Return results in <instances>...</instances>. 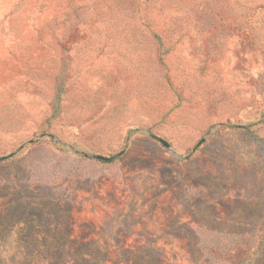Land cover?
I'll return each instance as SVG.
<instances>
[{
  "label": "rangeland",
  "instance_id": "rangeland-1",
  "mask_svg": "<svg viewBox=\"0 0 264 264\" xmlns=\"http://www.w3.org/2000/svg\"><path fill=\"white\" fill-rule=\"evenodd\" d=\"M0 264H264V0H0Z\"/></svg>",
  "mask_w": 264,
  "mask_h": 264
},
{
  "label": "water",
  "instance_id": "water-1",
  "mask_svg": "<svg viewBox=\"0 0 264 264\" xmlns=\"http://www.w3.org/2000/svg\"><path fill=\"white\" fill-rule=\"evenodd\" d=\"M155 139H157L165 148L170 149V145L167 141H165L164 139L157 137V136H153ZM204 142V137H201L197 143L195 144L194 148L198 147L199 145H201ZM87 155V154H84ZM90 157L94 158V159H98L101 161H110L111 159H113L115 156H110V157H106V156H102L99 154H91L89 155Z\"/></svg>",
  "mask_w": 264,
  "mask_h": 264
}]
</instances>
